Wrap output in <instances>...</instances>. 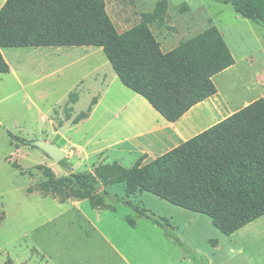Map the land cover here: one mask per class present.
Instances as JSON below:
<instances>
[{
	"label": "rangeland",
	"instance_id": "374dc122",
	"mask_svg": "<svg viewBox=\"0 0 264 264\" xmlns=\"http://www.w3.org/2000/svg\"><path fill=\"white\" fill-rule=\"evenodd\" d=\"M159 1L104 0L118 32L138 24ZM164 1L162 22L150 24L163 51L215 25L236 61L234 69L215 76L216 88L229 99L261 94L262 87L246 91L237 84L258 75L263 82L264 26L243 18L229 3ZM2 53L10 70L0 73V264H6L8 257L13 264H118L116 253L98 233L84 226L72 211L61 214L66 203L38 191L27 192L44 178L37 165L51 168L56 177H65L68 171L36 147H15L7 132L31 141L56 143L66 152L64 158L73 172H92L96 164L114 160L130 167L139 156L133 149H121V144L117 150L115 141L133 130L125 124V116L134 108L139 112L150 108L147 101L119 81L100 47H12ZM93 69L107 75V84L91 117L74 123L73 118L85 111L95 96L92 79L97 76L90 74ZM71 92L77 95L74 106L68 101ZM68 106L72 110L65 119L64 108ZM106 188L124 195L122 184ZM133 201L150 209L156 219L166 215L174 226L167 228L176 240L164 236L162 245L156 233L160 236L163 230L153 232L141 225L130 228L122 222L123 213L127 210L134 217L136 213L118 202L116 217L123 223L119 239L115 224L111 230L103 221L98 226L112 241H118V249L129 264H264V216L225 236L205 215L182 210L149 193ZM82 206L93 215L87 203Z\"/></svg>",
	"mask_w": 264,
	"mask_h": 264
},
{
	"label": "trees",
	"instance_id": "16d2710c",
	"mask_svg": "<svg viewBox=\"0 0 264 264\" xmlns=\"http://www.w3.org/2000/svg\"><path fill=\"white\" fill-rule=\"evenodd\" d=\"M214 1L229 3L243 18L264 26V0ZM165 4L164 0L157 2L138 24L118 32L104 0H5L0 7V73L9 72L2 48L100 47L119 81L166 121L174 122L216 93L212 78L233 65L234 57L215 25L163 51L150 24L162 22ZM76 96V92L68 94L70 104ZM96 99L92 97L86 110L72 121L88 117ZM71 110V106L64 108L65 119ZM7 134L15 147H36L31 140L10 131ZM145 157L142 154L130 167L117 161L98 163L92 172H73L62 158L58 163L68 171L65 177H56L51 168L39 164L44 178L36 187L88 198L92 205H103L105 198L122 203L175 239L166 225L106 189L124 181L130 188L208 215L216 228L229 234L264 213V98L143 163ZM5 262L13 264L9 257Z\"/></svg>",
	"mask_w": 264,
	"mask_h": 264
},
{
	"label": "crops",
	"instance_id": "0c3cea01",
	"mask_svg": "<svg viewBox=\"0 0 264 264\" xmlns=\"http://www.w3.org/2000/svg\"><path fill=\"white\" fill-rule=\"evenodd\" d=\"M4 1L5 0H0V7L4 3ZM3 49H5V48H2L1 52ZM2 55H3V53H2ZM3 57H4V55H3ZM4 59H5V57H4ZM235 66H236V61L234 60L233 65H231L230 67H228V68L224 69L223 71L214 75L212 80L215 79V76L217 77V75L219 76L223 73H227L231 69H234ZM9 70H10V67H9ZM92 72L94 73V75L97 76L96 80L92 79V82H94V88H95L94 92H95V96L97 97V99H96V103L92 105V109L89 112L88 117L81 119L80 123L91 117L92 113L95 111L97 105L99 104V101H100L99 96H100L101 92L103 91V87H104V85L107 84V75H104L103 73H99V69H93L90 72V74ZM259 78H260L259 75L253 76L251 81H248V82L244 81L243 83H240L237 85H240V86H238V88L243 86L246 91H248L249 88L255 89L256 87L257 88L262 87L263 90H262L261 94L259 93L255 97H252L249 99L247 98L246 95L245 96L243 95L239 99H237V98L229 99V97L223 96L222 93L220 92L219 88L217 87V91L215 94H213L212 96H210V97L206 98L205 100H203V101L195 104L194 106H192L178 120H176L174 122L166 121L157 111H155L152 108V106L148 102L147 103H148L149 107L151 109H153L156 114L154 112H152L150 110V108H148V107H143V110H142L143 112H139L138 110H136L134 108L133 109L134 111L129 112L125 116L126 122L124 121L127 126H128V124H130L131 128L133 130H130L126 133L124 132L125 133L124 137L117 139L115 141L116 143L114 146H116L117 150H118V144H121V149H127V151H129V149L130 150L133 149V151H135L136 155H138V156L145 154L146 157L143 160V163H146V162L154 159L155 157L165 153L169 149L177 146L181 142H183V141L189 139L190 137L196 135L197 133L203 131L204 129L210 127L211 125L219 122L220 120L229 116L233 112L237 111L238 109L244 107L248 103L257 99V97L262 98L264 96V77H262L263 82H261V80ZM230 86H233V84L231 83ZM237 97H239V95H237ZM74 104H73V106H74ZM122 108H125V107H122ZM122 108H120V109H122ZM115 116L117 118H119L117 113L115 114ZM120 120H118V122ZM123 146H125V147H123ZM114 184H122L123 185L124 195L121 197H125V198L131 200L138 208L145 211L150 216L154 217V215H153L154 213L150 209L145 208L144 205L140 204V202L138 203V202L133 201V198L135 199V197H137L138 195H140L144 192H146V193H149V192L139 190V189L130 188V186H128V184L124 181H120V182H117ZM114 184H112V185H114ZM32 191H38L42 195L51 196L58 203H66L67 205L64 206L65 209L61 211V214L69 213L70 211H72L73 214H75L76 216L79 217V219L82 220V222L84 223V226L90 228V230H92L93 232L98 233L99 234L98 236L102 239V241L104 240L116 253V255L118 257V264H121L122 261L127 263V264H129V263L127 262V260H125L122 257V255L118 249V241L117 240L112 241L110 235H107L105 233V230L102 229L103 227L101 228L98 226L102 221L107 225V228L109 230H111V226L114 224L116 225V227H118V230H117V228H115V231H114L115 235L118 233V239L120 236V231H121L123 223H125L126 225H128L132 229L138 228L141 225V226L146 227L147 229H149L153 232L162 231V229L159 226H157L152 220L146 219L143 217L142 218L141 217L135 218L136 215H135V217L131 216L127 210H125L123 213L124 217H122V222H123L122 223L121 220L116 217V215H117L116 206L119 204L113 203V202H111V203L107 202L108 198L104 199L103 205H92L90 199H88V198L74 197L71 195H60V194H57L54 192H46V191H43L41 189H38L36 186L34 188H27L28 193H31ZM149 194L169 203L172 206L178 207L182 210L190 211V212L196 213V214L205 215L206 217H208L209 223L215 229H217L220 233H222L225 236H229V235H232L233 233L238 232L240 229L247 227L254 220L259 219V218L264 216V213H262L256 217L250 219L249 221L242 224L241 226L235 228L229 234H224L223 232H221L218 228H216L212 224L211 218L208 215L194 211V210H191V209H188V208H184V207H181V206H178L175 204H172V203L168 202L167 200H164V199H162V198H160V197H158L152 193H149ZM84 203H87V205L91 209L93 215H89V213H87L85 211V208L82 206ZM118 207H120V206H118ZM151 213H152V215H151ZM128 217H130L133 220L132 223L128 222V219H127ZM197 217H199V216H197ZM157 220L159 222H161L162 224L168 226V227L174 228V226H172V223H170V221L166 217V215H162V214L158 215ZM156 234L158 235L159 244L164 245L165 234L162 233V234H160V236L158 233H156Z\"/></svg>",
	"mask_w": 264,
	"mask_h": 264
},
{
	"label": "water",
	"instance_id": "95a60500",
	"mask_svg": "<svg viewBox=\"0 0 264 264\" xmlns=\"http://www.w3.org/2000/svg\"><path fill=\"white\" fill-rule=\"evenodd\" d=\"M33 145L41 150L49 159L54 162H58L66 155V152L58 146L56 143L45 141V140H35Z\"/></svg>",
	"mask_w": 264,
	"mask_h": 264
},
{
	"label": "bare ground",
	"instance_id": "6f19581e",
	"mask_svg": "<svg viewBox=\"0 0 264 264\" xmlns=\"http://www.w3.org/2000/svg\"><path fill=\"white\" fill-rule=\"evenodd\" d=\"M214 77V76H213ZM215 80V79H214ZM240 95V94H239ZM228 97V96H227ZM238 98V97H237Z\"/></svg>",
	"mask_w": 264,
	"mask_h": 264
}]
</instances>
